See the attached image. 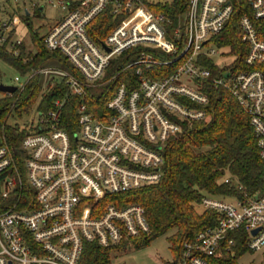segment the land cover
Masks as SVG:
<instances>
[{"label": "built area", "instance_id": "2783aa9c", "mask_svg": "<svg viewBox=\"0 0 264 264\" xmlns=\"http://www.w3.org/2000/svg\"><path fill=\"white\" fill-rule=\"evenodd\" d=\"M246 1L252 16L240 19L243 67L236 58L227 68L219 64L223 69L215 75L206 61L224 54L214 38L231 18L233 0H188L183 22L172 31L167 16L143 0L33 1L42 11L47 4L64 11L43 41L75 72L44 63L25 80L17 75L16 91L41 74L64 79L82 102L76 122L64 118L66 98H59L52 109L40 111L38 124L18 147L6 135L0 141V264H80L86 242L128 246L150 233L145 207L117 195L163 178L168 140L182 131L183 122L207 116L206 80L230 91L247 111L264 159V39L255 25L264 18V0ZM12 2L19 4L0 0V46L19 56L24 39L5 10ZM110 5L123 18L96 41L88 25ZM124 58L103 80L114 59ZM162 67L169 70L155 72ZM129 70L133 74L122 80ZM112 82V96L98 114L85 99L92 88ZM201 206L216 213V222L183 243L176 264H218L211 258L220 249L232 251L241 234L248 249L263 248L264 194L204 195Z\"/></svg>", "mask_w": 264, "mask_h": 264}, {"label": "trees", "instance_id": "16d2710c", "mask_svg": "<svg viewBox=\"0 0 264 264\" xmlns=\"http://www.w3.org/2000/svg\"><path fill=\"white\" fill-rule=\"evenodd\" d=\"M143 1L155 13L167 16L166 26L170 31L184 20L188 0ZM233 4L234 12L224 30L214 38V42L232 47L231 53L236 55L240 62L246 49L240 38V19L245 14L252 16V9L246 0H233ZM35 10L42 11L39 6L35 7ZM27 13L24 11V16L28 15ZM21 17L28 26L29 40L23 41L19 56L12 55L7 45L0 46V58L24 76L44 63L75 72L64 55L51 52L45 47L43 36L38 29L30 26L29 19L22 15ZM122 18L123 15L116 16L113 13L110 5L88 25L90 36L96 41L105 39ZM255 25L260 37L264 39V18L255 20ZM14 32L11 36L15 35ZM124 61L125 58L114 59L109 74L120 69ZM206 64L214 75L223 69L213 59L207 60ZM229 66L228 64L224 68ZM238 66L243 67L241 62ZM163 70L169 68L162 67L155 72ZM132 74V70H129L122 76V80H127V76ZM203 84L209 96V103L205 106L207 116L203 120L183 122L182 131L168 140L164 151L163 178L158 183L117 195L128 202L143 205L151 225L150 233L133 238L131 243L139 239L148 241L153 236L171 232L169 240L176 246L179 256L185 241L192 240L198 232L216 222V213L198 209L204 195L244 199L264 194V159L260 155L249 114L230 91L217 88L210 79ZM114 86L115 82H112L104 87L92 88L85 101L100 114V110H105ZM59 98H66L64 118L76 122V110L82 98L70 94L64 79L46 78L36 74L24 90L12 94L5 92L0 96L2 138L6 135L7 139L18 147L24 136L32 131L8 125L6 119L11 111H29L34 107L36 110L47 111L54 107ZM38 99L40 102L37 106ZM235 237L237 244L234 248L239 252L244 251L245 247L247 248L246 234ZM126 247L127 244L105 247L95 242H86L80 264H110L113 253ZM211 260L218 264H237L233 250L220 249Z\"/></svg>", "mask_w": 264, "mask_h": 264}, {"label": "rangeland", "instance_id": "374dc122", "mask_svg": "<svg viewBox=\"0 0 264 264\" xmlns=\"http://www.w3.org/2000/svg\"><path fill=\"white\" fill-rule=\"evenodd\" d=\"M33 1L34 0H19V4L12 2L13 8L10 4H7V7L5 5L6 12H8L9 15L18 23L19 33H22V37L26 41L29 40V30H27L28 26L23 22L21 15L28 18L30 26L38 29L40 35L42 36L51 25L64 15L63 10L48 4L45 6L43 11L37 12L33 6ZM2 3L4 4V1H2ZM25 3L26 6H24ZM19 5L23 8L20 12L15 9ZM25 7L29 8L30 11L26 16H24ZM180 22L182 23L183 21ZM221 48L224 52L223 56L213 57L217 64H230L236 59V55L231 53L232 47L222 45ZM109 70L106 72L103 80L110 75ZM17 75L24 80L26 79V76L22 75L15 67L0 58V83L14 85L16 84L15 77ZM4 94L5 92L0 91V96ZM40 99H38L36 104L37 106ZM40 111L41 110H36V107H34L33 110L22 112L13 110L8 114L6 122L10 126L16 125L21 129H32L38 124ZM2 119H4V117H2ZM2 135L3 134L0 133V140L2 139ZM198 209L202 210L204 208L199 205ZM170 234L171 232H168L167 234L153 236L148 241L139 239L137 242H132L126 247V249L114 252L112 257L113 259L110 264H176L178 259V250L176 246L170 242ZM233 256L236 257L237 264H264V246L260 250H250L245 247L242 252H239L234 248Z\"/></svg>", "mask_w": 264, "mask_h": 264}, {"label": "water", "instance_id": "95a60500", "mask_svg": "<svg viewBox=\"0 0 264 264\" xmlns=\"http://www.w3.org/2000/svg\"><path fill=\"white\" fill-rule=\"evenodd\" d=\"M101 43L104 47H106L109 50V48L107 47V45L104 42L101 41ZM16 89H17V86H15V85L0 83V91H2V92L14 93L16 91ZM257 231L258 230H255L254 232L256 233Z\"/></svg>", "mask_w": 264, "mask_h": 264}, {"label": "crops", "instance_id": "0c3cea01", "mask_svg": "<svg viewBox=\"0 0 264 264\" xmlns=\"http://www.w3.org/2000/svg\"><path fill=\"white\" fill-rule=\"evenodd\" d=\"M27 31V30H26Z\"/></svg>", "mask_w": 264, "mask_h": 264}]
</instances>
